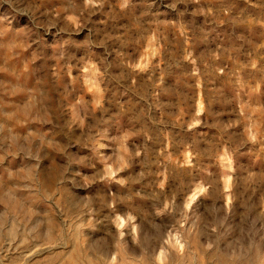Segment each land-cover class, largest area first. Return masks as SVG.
<instances>
[{
	"label": "rangeland",
	"instance_id": "1",
	"mask_svg": "<svg viewBox=\"0 0 264 264\" xmlns=\"http://www.w3.org/2000/svg\"><path fill=\"white\" fill-rule=\"evenodd\" d=\"M0 264H264V0H0Z\"/></svg>",
	"mask_w": 264,
	"mask_h": 264
}]
</instances>
